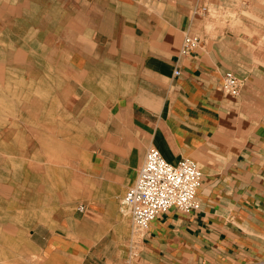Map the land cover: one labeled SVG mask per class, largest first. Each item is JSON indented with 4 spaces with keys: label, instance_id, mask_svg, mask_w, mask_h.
I'll list each match as a JSON object with an SVG mask.
<instances>
[{
    "label": "crops",
    "instance_id": "1",
    "mask_svg": "<svg viewBox=\"0 0 264 264\" xmlns=\"http://www.w3.org/2000/svg\"><path fill=\"white\" fill-rule=\"evenodd\" d=\"M38 7L33 2L30 14L19 15L23 24L16 13L10 25L12 12L0 6V44L14 40L12 59L0 56V148L7 147L0 161L16 164L17 189L32 173L23 169L26 143L45 133L78 141L81 165L62 173L77 170L103 189L131 184L149 146L171 164L188 157L201 172L197 210L157 215L140 242L130 243L129 258L87 260V248L81 264L264 263V65L257 60L264 0H63L47 11ZM212 12L235 16L216 23ZM185 36L198 39L188 53L180 50ZM228 70L241 81L237 96L221 88ZM99 216L74 219L89 226L85 240L113 221ZM115 221L117 230L132 224ZM68 242L51 239L48 260V250Z\"/></svg>",
    "mask_w": 264,
    "mask_h": 264
},
{
    "label": "rangeland",
    "instance_id": "2",
    "mask_svg": "<svg viewBox=\"0 0 264 264\" xmlns=\"http://www.w3.org/2000/svg\"><path fill=\"white\" fill-rule=\"evenodd\" d=\"M57 1L60 5L63 4V0H0V6L2 3V8L12 12L7 18L12 25L17 15L18 22L23 24L19 15L30 14L33 2H38V8L43 12L47 11L48 5L56 4ZM234 16L212 12L210 19L217 23ZM244 17L247 18L245 15ZM1 23L0 18V25ZM12 42V37L1 42L0 56L10 54L9 58L12 59ZM259 49L262 53L257 60L264 65V45ZM13 65L10 61L9 66ZM15 94L16 90L11 89L10 95L14 99ZM63 137L60 134L55 140H49L51 137L45 133L40 141L26 143L23 169L32 173L24 174V190L17 189L19 181L16 164L6 167L2 159L0 161V170H3L0 173V264H38L47 261L49 257L46 247L51 239H61L63 242H68V239L72 242H68L69 245L65 248L55 246L48 250L51 260L47 262L51 264H81L82 255L87 248L91 251L87 260L96 255H104L111 260L129 258L130 243L136 245L140 242L143 232L133 229L132 224L125 231L115 228L119 224L115 221L119 216L125 220L131 219L129 209L123 203L125 191L130 184L124 190L103 189L88 179L82 180L77 170V173H62L64 167L71 166L73 171L80 167L82 150L78 141L69 143ZM5 148L7 147L2 144L0 149ZM89 161L88 158L87 162ZM81 204L85 205L83 211L78 209ZM99 214L109 215L113 221L105 223L108 228L98 234L92 233L86 241L83 237L89 226L82 221L75 223L74 219L90 216L98 222L101 219ZM68 216L71 217V222L67 221ZM66 225L71 228L67 229ZM95 264L106 263L96 261Z\"/></svg>",
    "mask_w": 264,
    "mask_h": 264
},
{
    "label": "built area",
    "instance_id": "3",
    "mask_svg": "<svg viewBox=\"0 0 264 264\" xmlns=\"http://www.w3.org/2000/svg\"><path fill=\"white\" fill-rule=\"evenodd\" d=\"M198 45L194 36H185L181 52L188 53ZM178 69L174 75H179ZM241 83L232 71H225L221 88L231 96L239 94ZM201 172L196 163L188 158L180 159L176 164L168 163L157 148L149 146L140 165L137 176L124 194L123 203L131 214L133 229L144 232L152 219L170 209L190 213L199 208L197 192L200 186ZM79 211L85 205L78 207Z\"/></svg>",
    "mask_w": 264,
    "mask_h": 264
}]
</instances>
